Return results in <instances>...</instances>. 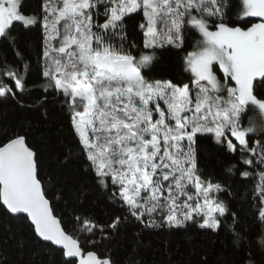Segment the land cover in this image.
Returning <instances> with one entry per match:
<instances>
[{"label": "snow or ice", "instance_id": "6c2138e0", "mask_svg": "<svg viewBox=\"0 0 264 264\" xmlns=\"http://www.w3.org/2000/svg\"><path fill=\"white\" fill-rule=\"evenodd\" d=\"M134 15L142 48L125 47ZM14 22L41 29L44 96L36 103H46L49 92L64 97L88 167L126 209L104 223L76 216L79 232L69 234L47 198L38 152L27 133H17L0 143V206L23 215L36 237L74 264H114L110 251L97 249L129 217L145 228L191 222L217 231L228 213L220 194L229 189L199 168L201 137L237 157L227 174L243 166L239 176L255 181L251 204L264 225V89L257 87L264 86V0H41L38 12H26L24 0H0V39L18 61L0 58V97L24 106L32 63L17 46ZM165 49L183 53L188 83L145 75ZM259 244L264 248V229ZM129 264H136L132 257Z\"/></svg>", "mask_w": 264, "mask_h": 264}, {"label": "trees", "instance_id": "16d2710c", "mask_svg": "<svg viewBox=\"0 0 264 264\" xmlns=\"http://www.w3.org/2000/svg\"><path fill=\"white\" fill-rule=\"evenodd\" d=\"M40 4L41 0H24V10L38 12ZM232 18L236 19L235 13ZM140 19L134 15L126 21L125 47L135 42L142 48L143 37L137 28ZM249 22L256 19L250 18ZM11 32L25 59L31 60L32 68L27 76V87L31 91L21 97L24 106L11 98L0 97V143L14 134L27 133V142L40 156L41 179L46 182L47 198L54 214L65 231L74 237L79 232L76 216L91 217L101 223L123 216L126 209L110 199L111 186L101 187L88 167L82 145L71 126L69 109L63 103L64 97L49 92L46 103H36L44 96L37 70L41 29L38 26L26 29L14 22ZM197 38L195 33L189 34L188 44ZM5 54L9 62L18 63L8 42L0 39V58ZM134 54L139 53L134 51ZM182 55L176 50L159 52L151 71L145 70V75L188 83L190 73L184 71ZM257 87L264 89V86ZM197 151L199 168L212 175L214 182L224 184L231 193L220 194L228 213L217 231L191 222L178 229L145 228L129 217L113 234L114 238L103 241L97 250L110 251L114 264H129L130 257L136 264H249L250 261L264 264V248L259 244L264 225L254 214L249 193L255 181L239 176V171L245 170L243 166L235 175L227 174L226 166L236 163L237 157L229 155L210 138H199ZM232 213L238 217L236 224ZM234 230L244 239L237 242ZM98 236L99 233L88 236L87 240ZM79 239L85 243L84 235ZM0 264H74V261L66 260L60 249L36 237L24 216L12 215L0 206Z\"/></svg>", "mask_w": 264, "mask_h": 264}, {"label": "water", "instance_id": "95a60500", "mask_svg": "<svg viewBox=\"0 0 264 264\" xmlns=\"http://www.w3.org/2000/svg\"><path fill=\"white\" fill-rule=\"evenodd\" d=\"M23 216V215H22ZM62 226V225H61ZM43 241V240H42ZM44 243H49V244H52L51 242H48V241H43ZM53 245V244H52ZM55 248H58V249H60V247L59 246H56V245H53ZM61 250V249H60ZM66 260H73L72 258H65Z\"/></svg>", "mask_w": 264, "mask_h": 264}]
</instances>
